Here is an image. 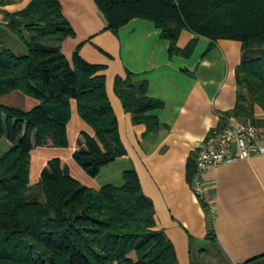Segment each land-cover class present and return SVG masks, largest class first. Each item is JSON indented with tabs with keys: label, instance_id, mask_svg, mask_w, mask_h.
Instances as JSON below:
<instances>
[{
	"label": "trees",
	"instance_id": "1",
	"mask_svg": "<svg viewBox=\"0 0 264 264\" xmlns=\"http://www.w3.org/2000/svg\"><path fill=\"white\" fill-rule=\"evenodd\" d=\"M94 2L106 30L117 32L134 18L151 21L169 42L170 55L189 56L198 37L211 45L219 39L240 41L236 103L221 113L217 129L232 117L264 130V116L254 113L255 106L264 112V0ZM184 29L195 37L181 49L177 41ZM7 31L26 46V53L5 46ZM55 34H75L59 0H32L0 26V96L19 92L38 102L30 109L0 103V138L9 144L0 155V264H179L172 243L156 228L153 203L133 168L123 171L121 185L94 189L73 178L65 161L52 158L30 184L31 151L67 147L72 101L94 132L81 133L73 153L89 176L126 154L101 73L104 66L82 58L80 45L68 59L59 46L43 43ZM114 88L134 123L145 124L147 133L160 128L150 112L163 102L147 95L144 82L134 83L128 73L115 79ZM195 157L187 168L191 183ZM207 238L215 247L212 225ZM214 257L217 264H228ZM242 264H264V255Z\"/></svg>",
	"mask_w": 264,
	"mask_h": 264
},
{
	"label": "crops",
	"instance_id": "2",
	"mask_svg": "<svg viewBox=\"0 0 264 264\" xmlns=\"http://www.w3.org/2000/svg\"><path fill=\"white\" fill-rule=\"evenodd\" d=\"M31 1L0 0V26ZM59 2L75 34L52 35L55 40L50 46H59L70 59L80 45L82 58L104 66L101 73L126 154L103 167L96 177L89 176L76 163L73 153L80 134L94 132L72 101L67 147L34 148L30 184L39 180L43 167L52 158L65 161L73 178L94 189L114 184L124 170L133 168L144 194L153 203L156 228L172 243L179 264H193V260L200 259L205 263L210 257L214 247L207 238L210 225L215 233L214 251L228 264H242L264 255V153L207 170L203 176L207 210L187 177L194 144L217 129L221 113L235 106V72L241 60V42L219 39L211 45L207 38L198 37L189 56L170 55L169 42L151 21L134 18L112 32L105 29L94 0ZM194 37L182 30L177 46L185 48ZM128 73L134 83H145L148 96L163 102L161 108L150 112L160 121L157 131L147 133L145 124L134 123L115 92V79L125 78ZM22 95L13 92L0 96V103L22 109L38 103ZM254 113L257 118L264 116L259 106H255ZM115 165L114 170H109Z\"/></svg>",
	"mask_w": 264,
	"mask_h": 264
},
{
	"label": "built area",
	"instance_id": "3",
	"mask_svg": "<svg viewBox=\"0 0 264 264\" xmlns=\"http://www.w3.org/2000/svg\"><path fill=\"white\" fill-rule=\"evenodd\" d=\"M195 174L193 189L199 199L206 197L203 176L207 170L223 164L247 160L264 153V130L249 121L229 120L208 137L194 144Z\"/></svg>",
	"mask_w": 264,
	"mask_h": 264
},
{
	"label": "rangeland",
	"instance_id": "4",
	"mask_svg": "<svg viewBox=\"0 0 264 264\" xmlns=\"http://www.w3.org/2000/svg\"><path fill=\"white\" fill-rule=\"evenodd\" d=\"M7 36L4 37V42H5V46L8 47L9 49H11L14 53L16 54H23L27 52V48L26 46L19 40V38L12 34L10 31H7ZM55 40V37L50 36L48 38H46L44 40V44L46 45H52V41ZM23 96V95H22ZM9 147L8 141L5 138H0V155H2ZM118 164V163H117ZM111 169L109 170H114L113 168L115 167H110ZM116 185H121L123 183V179L121 178L120 180H114L113 182ZM216 254L214 251V248L210 250L209 252V258H207V260H204L205 263L200 259L199 262L198 260H194L195 264H215L214 263V259L212 257V255ZM206 259V258H205Z\"/></svg>",
	"mask_w": 264,
	"mask_h": 264
}]
</instances>
